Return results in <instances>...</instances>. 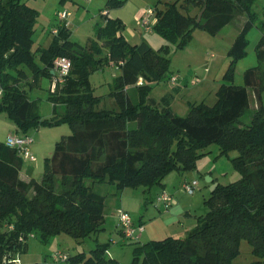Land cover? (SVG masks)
<instances>
[{
  "label": "trees",
  "instance_id": "1",
  "mask_svg": "<svg viewBox=\"0 0 264 264\" xmlns=\"http://www.w3.org/2000/svg\"><path fill=\"white\" fill-rule=\"evenodd\" d=\"M255 1L175 0L162 8L158 1L153 7L151 31L179 48L191 41L197 28L215 35L236 15H247L228 50L232 63L215 101L192 103L187 114L179 116L169 108L171 98L159 106L150 97L153 83L170 79V61L143 41L129 43L119 19L105 18L97 28L105 50L99 57L97 45L70 40L69 27L57 22L50 44L33 48L36 11L21 0H0V112L8 113L23 134L38 126L67 123L71 128V134L55 142L39 180L20 179L21 157L0 142V264L25 252L36 236L47 240L66 233L81 242L101 231L109 196L124 188L148 192L170 171L194 167L198 150L212 142L221 154L237 152L232 162L241 179L214 187L204 200L207 211L197 216L185 237L136 244L131 264H230L241 239L251 244L257 263L264 264V68H247L242 85L232 80L234 62L246 54V36L253 26L260 31L256 57L264 62V8L261 14L255 12ZM123 2L108 0L105 8ZM194 7H205L199 21L190 14ZM60 56L70 59L71 69L49 99L63 110L42 118L20 82L32 87L43 74L50 76L48 67ZM109 63L120 67L111 82L118 108L98 109L101 97L83 87L81 78ZM67 81L80 84L69 93ZM128 86L137 91V102L130 99ZM247 87L253 88L258 102L249 121L242 119L249 106ZM101 184L113 191L102 190ZM107 244L96 243L88 253L69 255L66 262L119 264L107 255Z\"/></svg>",
  "mask_w": 264,
  "mask_h": 264
},
{
  "label": "rangeland",
  "instance_id": "2",
  "mask_svg": "<svg viewBox=\"0 0 264 264\" xmlns=\"http://www.w3.org/2000/svg\"><path fill=\"white\" fill-rule=\"evenodd\" d=\"M28 6L36 11V18L34 23V31L32 35L33 48L39 45H49L53 34L51 30L56 25L55 8H61L70 12V16L67 18L68 25L71 30L70 40L78 42L80 44H86L88 42L94 43L96 46V57L99 54H104L105 50L99 45L97 38V28L105 23L103 16L101 15V9L105 7V0H21ZM137 4H144V8L147 9L149 5L141 0H136ZM152 2V6H155L159 0H148ZM151 4V3H150ZM141 5V6H142ZM264 8V0H256L252 9L261 14V10ZM153 9V8H152ZM122 35L124 34L121 31ZM156 35V34H155ZM210 40L202 43L201 41H195L191 45L188 43L186 46L179 48L177 45L168 43L169 47H160L155 45L154 50L160 52L161 56L180 65L183 74L186 76V80L197 76H202L205 67H210V76L221 80L228 71L232 63V57L228 55L227 37L228 34L211 35ZM247 48L246 54L237 59L233 66V82L234 84H243V74L247 68L258 66L261 63L256 57V45L260 38V31L256 26H253L247 34ZM264 68V64H261ZM171 66V65H170ZM112 68L113 70H111ZM172 67H169L171 71ZM117 67L112 66L105 70L100 69L93 71L81 78L82 84L90 88H94L96 95H105L106 108H110L108 103L107 93L110 90L109 83L111 82L112 74H116ZM182 76V75H181ZM80 84V83H78ZM78 84L69 85L68 89L74 91L79 86ZM81 84V86H83ZM190 87L189 84H187ZM74 86L73 89L70 87ZM27 96L30 100L35 101L36 109L45 113L46 107L49 104L48 97V80L42 75L40 76V82L36 88L27 89ZM264 97V89L261 92ZM186 110L182 111L181 116H185ZM244 120V116H242ZM16 126L10 115L6 112H0V142H5L6 137L9 134H14ZM62 129L64 130L62 132ZM31 137L33 139L30 145L31 153L36 157V161H27L21 157L22 168L25 169L31 166L35 172V177L39 178L43 170V162L46 157H50L53 152V145L55 140L61 138L62 135L71 134V128L67 123L56 126H38L31 130ZM59 134L60 137L52 139L53 136ZM62 134V135H61ZM58 135V136H59ZM49 145V147H48ZM38 149L40 151H33ZM41 152V153H40ZM237 155L236 151H231L226 154H221L217 143L212 142L202 146L198 150V156L195 159V165L192 168L185 170L174 169L167 173L161 184L154 185L146 193L142 191V188H126L128 191H135L141 195L142 202V215L145 221L149 218L161 216L166 212L164 206L156 204V198L162 191H166L171 194L174 201L181 206L180 214H184L186 210L189 215L204 214L207 211V207L204 200L207 199L217 185H227L232 182L239 181L241 179V173L236 169L232 162V158ZM206 175L210 176L212 181L206 180ZM197 181V187L193 194H187L182 188L184 181ZM59 183V181H58ZM109 185L101 184L102 190L111 192ZM63 186H58V189H62ZM112 196L108 197L109 198ZM187 214V213H186ZM131 217L138 219L139 214L130 213ZM106 220L107 225L105 229L92 234L89 237L84 238L81 242L76 241L73 237L66 233H56L42 240L40 236L29 239L28 249L20 253L18 258L20 264H70L68 262H59L53 258V254L56 250H61L68 253V255H74L79 251L88 253L96 243H108L106 248L110 253L108 256L115 257L119 264H131L134 258L135 244L129 240L124 239L116 230L114 221L110 219L112 215H108ZM188 216L178 221L176 224H184L187 221ZM160 225L156 230L158 235L156 238H163L168 236L165 231L166 226H163V222L157 221ZM176 224H172L175 226ZM162 232V233H161ZM166 234V235H165ZM142 235V233H141ZM155 238V237H154ZM147 239L142 235L139 239V243L146 242ZM258 258L252 251L251 244L246 239H241L238 244V255L235 256L230 264H259Z\"/></svg>",
  "mask_w": 264,
  "mask_h": 264
},
{
  "label": "crops",
  "instance_id": "3",
  "mask_svg": "<svg viewBox=\"0 0 264 264\" xmlns=\"http://www.w3.org/2000/svg\"><path fill=\"white\" fill-rule=\"evenodd\" d=\"M107 1L108 0H105L104 5H106ZM144 1L147 5H149L147 7V9L154 7V6H152V2L148 1V0H141L140 3L144 2ZM159 1H160V3L158 4V7L162 8L163 3L173 2L175 0H159ZM153 2H154V0H153ZM137 3L138 2L136 0H124V2L119 6H114L111 8H105V7L102 8L101 9V11H102L101 15L103 16L104 21H105V18L119 19L124 25V29L122 30L124 34L122 36L131 44H138V43L143 41V42L147 43L153 49H154L155 45H158L160 47H164V46L169 47V45L167 44V41L164 40L162 37H160L157 34L155 35V33H153L152 31H145L140 26V24H139L140 17L146 9L144 8V4L142 5V4H137ZM59 9H61V8H55L54 14H56V12L59 11ZM200 11L197 7H194L190 10V14L192 16H194V15L198 16ZM196 19H197V17H196ZM246 20H247L246 14H244V13L238 14L232 19V21L230 23L225 25L222 29H220L215 34V35L221 34V33L228 34V37H227L228 50H229L230 46L232 45L233 41L235 40L236 36L238 35L239 31L241 30V28H242V26ZM209 36H210V34H208L207 32H205L202 29L197 28L193 31L192 39L189 42V44L191 45L195 41H198V42L201 41L202 43H204V42L210 40ZM39 46L46 47V46H48V44L46 43L45 45H39ZM261 64H264V62L259 63L258 66H262ZM170 65L169 66L172 67L171 68V75L177 74L179 76V79L176 83H171L169 78L166 80H163V81H159L157 83H153V86H152L153 88L151 90L150 97L154 100V104L162 106L165 103L164 98H171L170 103H169L170 110L174 114L181 116L182 111L186 110V113L188 112V110L190 108V104H192V103L206 102L208 104H211L215 101V97H216L215 92H216L217 88L219 87L221 80H217V79L210 76V67H208V66L205 67L202 76H200V77L194 76V77L190 78L189 81H187L186 76H183V74H179L182 72V70H181L180 65L177 64V62L175 63L174 61H171ZM112 66L117 67V72L114 75L112 74L111 82H112L114 77H116L120 74V67L113 64V63H109L103 67V70H105V69L112 67ZM48 69H49L51 75L49 76L47 74H43V76L48 80V97H47V100H48L49 104L47 105L48 107H46L47 112L43 113V112L36 109V112L42 118H46V119H49L52 116H54L56 110L59 111L60 113L63 110L62 109L63 106L61 104H58L56 106L49 99L50 94L54 93L56 91L57 87L55 88L52 85L53 77L55 74L54 64L52 63L48 67ZM110 69L113 70L112 68H110ZM194 78L197 79V82L192 84L191 81ZM73 81L72 82L67 81L64 85V88L65 89L67 88L66 90L69 93L71 90H69L68 87L71 83H72V85L75 84ZM39 82H40V78L36 82V84H34V86H32V87H30L26 81L20 82V85H22L23 89H25V90L29 89L30 90L32 88H36L38 86ZM111 82L109 83L110 90L107 93L108 99H109L108 105L110 108H106V103H104L105 102V95H97V96L101 97L100 103L98 104V109H117L118 108V105H117V102H116L114 96L111 95V92H112ZM187 84H189L190 87H188ZM236 85H242V84L237 83ZM83 87H87V86L84 85ZM70 88L73 89L74 86H71ZM93 90H94V88H93ZM126 91L129 95L130 99L133 102H137L138 93L135 90V88L133 86H128L126 88ZM246 91H247V95H248L249 106H248V109L244 113L243 116H244V120L249 121L250 116L258 108V102H257L253 88L247 87ZM261 99H262V102H264V97H262V95H261ZM62 124H64V123H62ZM15 129H16V131H15L16 134H23V133L19 132L17 130V128H15ZM63 131L64 130L62 129V132ZM30 133H31V130L27 134L31 135ZM58 135L59 134H56V136H53L52 139H57L55 137H60V135L59 136ZM62 136H64V135H62ZM59 139L60 138L55 140V142L58 141ZM55 142H54V144H55ZM48 147H49V145H48ZM53 148H54V145H53ZM33 151H40V150L34 149ZM46 158H49V157H46ZM45 159H44V161H45ZM43 164H44V162H43ZM43 167H44V165H43ZM19 177L23 181L28 182L31 179L39 180L41 176L39 178H36L35 172L31 166H28L25 169H23L21 166V169L19 172ZM206 177H208V175H206ZM210 181H212V179ZM110 190L112 192L113 188L110 187ZM128 190L126 188H124L119 195L112 196L109 198L108 205L106 207V214L104 216L103 223H102L103 229H105V226L107 225L106 220L109 218L108 215H112V217L110 219H112V221H114L115 228L118 231V233L121 235L120 230L117 227V219H116V212L118 209L125 210L126 212L129 213V215H130V213H136V214L140 215V217L138 219H134L132 217L131 218L135 223L143 224L144 230L142 231V235L145 237V239H147V241L160 240V239L165 238V237H163V238L157 239L156 238L157 236H155V235H158L156 233L157 232L156 230H158V232L161 231V229H158V226L160 225L159 223H157L158 220L160 222H163V226H166L165 231H162L163 233H167L168 236L177 237V238L185 237L187 232L196 225V219H197V216H199V214L189 215V213L187 212V211H189L188 209L186 210V212L183 215L180 214V209H182V208H181V206H179L178 203L173 204L169 209H165L166 212H164L161 216L149 218L147 221H145L143 218L142 209H141V207H142L141 195L135 191H128ZM159 206H163V205H159ZM186 215L188 216V218H186L188 220L185 221L183 225L182 224H176V223H178L179 220L185 218ZM172 224H176V225L172 226ZM142 235L141 234L139 235L138 241H136L134 243L135 245L140 244L139 239L142 237ZM27 249H28V247H27ZM106 253L108 255L110 253V251H108V249H107ZM112 258L115 259L114 256Z\"/></svg>",
  "mask_w": 264,
  "mask_h": 264
},
{
  "label": "built area",
  "instance_id": "4",
  "mask_svg": "<svg viewBox=\"0 0 264 264\" xmlns=\"http://www.w3.org/2000/svg\"><path fill=\"white\" fill-rule=\"evenodd\" d=\"M70 16V12L59 10L56 12L55 17L56 21L59 25L64 24L65 26L69 27L67 18ZM154 20V10L152 8H148L144 11L141 15L139 24L145 31H151L152 23ZM58 31L57 26L53 27L51 30L52 34H56ZM55 67V74L53 77L52 85L53 87H58L65 82L66 77L69 74L71 69V61L69 58L65 56H60L56 58L53 62ZM179 79L177 74H173L170 76V82L176 83ZM197 82V79L194 78L191 83L194 84ZM142 83V78L139 77L137 84ZM33 139L29 134H9L6 137L5 144L10 147L14 148L18 155L34 162L36 161V157L30 151V145ZM197 187V181H184L182 184V188L187 194H193ZM157 205H163L166 209H169L174 203V198L171 194H168L166 191H162L158 194L156 198ZM116 219H117V227L120 230L121 236L129 240L131 242L138 241L139 235L144 230V226L141 223H135L128 212L123 209H118L116 212ZM30 237H34V234H30ZM68 253L63 252L61 250H56L53 254V258L59 262H66L68 258ZM5 264H20V259L18 256H13L12 258H8L4 261Z\"/></svg>",
  "mask_w": 264,
  "mask_h": 264
},
{
  "label": "water",
  "instance_id": "5",
  "mask_svg": "<svg viewBox=\"0 0 264 264\" xmlns=\"http://www.w3.org/2000/svg\"><path fill=\"white\" fill-rule=\"evenodd\" d=\"M204 8H205V7H203V8L201 9V11L199 12V14H198V16H197V20H198V21H199V19H200V17H201V14H202ZM206 180H207V181H210L211 178L208 176V177H206Z\"/></svg>",
  "mask_w": 264,
  "mask_h": 264
}]
</instances>
